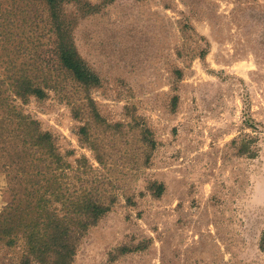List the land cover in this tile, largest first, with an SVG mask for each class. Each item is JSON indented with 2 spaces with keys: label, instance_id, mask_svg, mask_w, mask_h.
I'll return each mask as SVG.
<instances>
[{
  "label": "rangeland",
  "instance_id": "rangeland-1",
  "mask_svg": "<svg viewBox=\"0 0 264 264\" xmlns=\"http://www.w3.org/2000/svg\"><path fill=\"white\" fill-rule=\"evenodd\" d=\"M58 11L94 85L62 66L45 0H0V214L33 189L63 220L86 191L110 210L76 236L72 264H264V0ZM20 79L44 95L19 98ZM18 114L56 157L20 153ZM8 239L0 264H52L25 233Z\"/></svg>",
  "mask_w": 264,
  "mask_h": 264
},
{
  "label": "trees",
  "instance_id": "trees-1",
  "mask_svg": "<svg viewBox=\"0 0 264 264\" xmlns=\"http://www.w3.org/2000/svg\"><path fill=\"white\" fill-rule=\"evenodd\" d=\"M45 1L50 8L54 33L57 37V55L62 66L70 71L78 82L94 85L98 81L97 77L79 59L71 41L70 27L66 26L59 16V0ZM13 88L16 90L15 95L21 99L31 95L41 98L44 95L41 88L27 79L17 80ZM15 117L19 120L15 138L22 144L21 154L33 160H38L35 159L37 155L44 158L56 157L54 142L49 133L42 132L39 124L28 117L21 114ZM34 193L33 189L28 191L29 200L24 206L16 202L11 203L0 214V236H7L9 238L7 245L12 246L15 244L16 235L23 232L30 250L38 254L37 257L41 262L51 259L52 264H72L76 256V236L86 233L89 227L95 225L109 212V207L92 199L86 191L76 192L67 199L68 216L60 220L57 215L47 211L49 200L42 196L37 200ZM76 216L78 218L74 219ZM261 245L264 247V235Z\"/></svg>",
  "mask_w": 264,
  "mask_h": 264
}]
</instances>
